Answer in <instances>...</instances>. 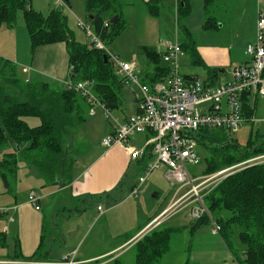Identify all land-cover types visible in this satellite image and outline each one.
I'll return each instance as SVG.
<instances>
[{"label":"crops","instance_id":"1","mask_svg":"<svg viewBox=\"0 0 264 264\" xmlns=\"http://www.w3.org/2000/svg\"><path fill=\"white\" fill-rule=\"evenodd\" d=\"M51 1L54 2V0ZM58 1L60 2L58 4L55 2V6L61 10L65 8L63 5L69 8L73 7L71 0V3L69 0ZM138 1L146 8L147 14L151 18H156L149 14L146 6L147 0ZM162 1L166 8H173L176 1V11L178 2L179 4L182 2L187 4L189 14L185 18L186 25L183 22L182 24L191 34L190 23L193 21L190 18L196 11L198 12V7H200L198 16L202 19L199 28L204 29L203 26L207 19V12L204 8L203 0H161V3ZM30 5L36 10L35 0H30ZM212 6L215 13L219 14V19L215 16H210L215 18L217 27L204 30L206 33L211 32L215 33V35L207 34L206 41L208 44H206L207 42H200L199 38L196 37V40H194V58L199 63H192V65L198 66V69L199 66H203L205 71H203L202 80H204L201 82L208 88H215L218 84L230 81L232 72L237 66L250 62V58L245 50L246 46L252 44L255 40L257 16L259 10L264 9V0H215L208 9ZM147 23L145 22L144 24ZM165 23L168 24V18L165 20ZM152 25L148 23L149 27H152ZM4 27L7 28L3 24L0 25V35L5 30ZM157 27L159 29V26ZM126 28L127 26L125 27L124 25V30ZM160 28L163 34H167L172 28V24L169 23L168 26H160ZM177 33L178 22L175 16V37ZM25 41L23 39L18 44V41L13 39L10 42L12 48L9 52L0 49V58L18 65L21 68L20 75L22 74L23 76H21V80L26 83L34 80V83L41 81L49 82L54 86L64 85L67 81L69 70L65 44L45 45L37 48L32 55L30 43L28 45L27 41ZM175 41L178 42L176 38ZM22 46L26 47L20 54ZM160 46L163 49L156 46L158 47L157 52L155 49L142 47L141 55L144 54L150 62L151 60L148 59L146 52H148L147 50H152L160 56L162 65L168 67L162 59V55L165 53H162L165 51L163 43H160ZM27 49L28 52L26 53ZM117 54L115 56L120 59L118 52ZM190 54L184 52L178 57V72L183 78L196 77L200 79L198 76L202 73L200 70L196 69L197 71H195L193 68L196 67L193 66L186 67V64L189 62L186 55L189 56ZM200 62L202 63L200 64ZM141 66L142 64L140 67H137V71L141 81L144 83V81L152 77L155 65H147L143 68ZM183 66L186 68L182 72L180 67L183 68ZM209 69L216 71V73H209ZM124 93L125 101L123 102L121 98V105L118 109L123 112L122 117L118 118L111 114L122 121L136 114L139 109V106H135L137 99L132 97L129 92ZM250 97L248 96V104L252 114L249 118L247 115L243 116L244 121L242 124L246 121H250L253 124H263L264 119L260 115L264 118V97L253 95V106L252 104L250 106ZM125 108L128 111L127 115L124 113ZM88 110L89 107L87 108V120L83 124L92 123L94 128L100 132L102 138H106L114 132V126L106 120L104 122L102 113L97 111L96 107L94 115H89ZM86 128L90 129L88 125ZM87 131L90 132V130ZM102 141H98L96 147L89 152L88 161L85 164L80 163L78 165V161L73 159L70 178L64 179L65 175H58L55 178V184H51L43 180L32 167L22 164L19 165L16 172L14 186L9 185V187H6L4 183H1L0 234L6 237L7 247L0 246V264H58L64 258L73 260L75 264H106L112 259L119 257L120 254L123 255V253L132 250L130 247L151 230L147 231L148 225L162 211L153 219L152 217L157 213L156 207H148L147 212H144L143 208H139L138 212L141 214V217L136 220L134 219V211L138 203L132 199L138 198L140 190H144V194H146L152 189H154V192L150 200L153 201V199L159 198V190L152 182L143 188L154 170L148 175L142 185H138V178L143 175L147 165L154 161V155L148 150L137 159L131 160L127 150L123 146L115 145L108 148L102 144ZM145 141V133L136 134L128 138V144L136 149L142 148ZM10 152V149H7L3 151V154ZM240 164L243 165L239 169L253 163L252 159H250ZM164 169L165 174L166 168L164 167ZM23 173L30 174L31 179H37L36 182H31L32 187ZM133 190H137L136 195H132ZM31 192L37 194L39 210H35L28 203V196ZM174 195L175 191L170 201ZM56 197L62 200L51 206L52 199ZM103 203L106 204L105 207L102 206ZM44 204L48 206L45 209L42 207ZM77 204H80L83 208L79 209ZM98 207H100V210H98ZM192 207L193 204L189 208H185L179 213L165 218L163 222L168 223L172 218L178 216L177 218L180 217L178 220L181 224V226L178 225L180 229L193 227L197 219L190 216L189 209ZM58 208L65 209L67 212L65 216L60 217V224L55 222L56 216L60 215V212L57 211ZM119 208L120 210L114 213ZM129 212L130 216H128ZM110 213L111 215L109 216ZM115 215L117 217H114ZM112 218L113 222L111 221ZM98 222L107 226L108 233L106 230L99 231V228L95 241L91 242L90 235L96 230ZM114 222L118 224L121 222L122 229H119L120 225L110 230L108 226L114 224ZM46 223L48 224L47 230L45 227ZM56 229L59 232V236L54 233ZM191 229L194 230L195 228ZM49 230L52 232L51 237L45 241V232H49ZM100 232H105L106 234L99 235ZM108 236L111 240H109Z\"/></svg>","mask_w":264,"mask_h":264},{"label":"trees","instance_id":"2","mask_svg":"<svg viewBox=\"0 0 264 264\" xmlns=\"http://www.w3.org/2000/svg\"><path fill=\"white\" fill-rule=\"evenodd\" d=\"M214 1L203 0L207 12L204 29L217 27L215 18L208 16V7ZM84 3L91 33L104 45L105 41H113L123 32L124 22L120 9L115 7L116 0H84ZM160 4L161 0H147L151 16L159 14ZM18 13L27 30L31 54L39 47L64 43L69 70L64 85L54 86L41 81L26 83L19 78L12 62L0 58V151H11L3 154L0 161V178L9 187V180L14 181L19 164L24 163L43 180L55 184L58 175L63 174L66 179L71 174V142L67 139L70 140L75 127L85 121L81 116L82 104L90 107L86 99L68 89L67 84L92 82L93 95L111 115V110L120 108L125 82L117 76L109 61L104 62L103 55L108 60L104 51L75 40L60 9H52L47 15H42L31 7L30 0H0V25L13 27ZM188 14L187 4L178 2L175 14L178 30L186 38V42H181L179 46L194 57L193 35L182 24ZM114 16L118 19L117 24L110 23ZM77 28L87 32L85 28ZM147 51L155 71L144 83L152 84L166 78L169 71L161 64L159 55L152 50ZM195 60L194 64H198ZM209 73L215 74L216 71L209 70ZM248 101V94H244L241 98L242 114L249 118L252 111ZM26 117L38 119L39 124L30 127ZM128 118L117 120L123 124ZM105 119L114 126V132L109 135L112 136L117 126L111 119ZM150 135L146 133V138ZM188 137L194 139L196 146H203L209 152L204 175L264 156V136L253 137L250 134L243 146L230 139L224 129H200L189 132ZM151 149L152 146H149L146 151ZM238 169L205 194L203 201L211 218L220 226L218 236L228 249L232 235H237L243 250L240 255L232 254L233 259L239 264H264V162L247 164ZM206 222L209 223V217L203 215L191 228H199ZM174 231L175 228L163 222L139 238L130 247L134 252V264H159L169 249ZM5 238L0 234L1 247H7ZM106 264H122V261L116 257Z\"/></svg>","mask_w":264,"mask_h":264},{"label":"built area","instance_id":"3","mask_svg":"<svg viewBox=\"0 0 264 264\" xmlns=\"http://www.w3.org/2000/svg\"><path fill=\"white\" fill-rule=\"evenodd\" d=\"M77 26L86 29L88 36L93 37L92 47L107 54L117 76L124 80L133 93L140 96L137 99L138 112L123 124L104 110L105 118L111 119L117 128L114 135L103 139L102 144L108 148L123 146L131 160L137 159L145 153L147 147L152 146L150 152L154 155V161L147 165L143 175L138 178V185H142L148 175L161 166L166 168L164 176L170 187H175V195L170 204L148 225L147 231L193 204L189 209L190 216L200 219L207 215L211 233L219 235L220 226L211 218L203 198L243 164L194 178L187 166L198 164L200 158L196 152V143L188 137V133L200 129H224L228 133H234L244 121L242 96L248 94L264 97V9L258 12L255 40L246 46L245 52L250 62L237 66L232 72L231 80L218 84L215 88L205 87L196 77L185 79L179 74L177 59L183 52L177 41L163 44L165 53L162 59L168 65L169 74L161 81L146 84L140 81L134 61H122L110 54L106 46L83 23L77 21ZM91 83H68L67 88L85 98L90 104L89 115H94L95 107L101 105L91 91ZM200 106L203 107L202 111ZM144 133L151 135L146 138L142 148L136 149L128 144L130 136ZM261 162H264V156L252 159L253 164ZM136 193L137 190H133L132 195ZM28 203L39 210L35 192L29 193ZM58 264L75 262L64 258Z\"/></svg>","mask_w":264,"mask_h":264},{"label":"rangeland","instance_id":"4","mask_svg":"<svg viewBox=\"0 0 264 264\" xmlns=\"http://www.w3.org/2000/svg\"><path fill=\"white\" fill-rule=\"evenodd\" d=\"M71 1L73 5L72 8H69L63 5L65 8H62L61 10L60 8L58 7L56 8L55 6V2L56 4L60 2L58 0H54V2H52L51 0H35L36 11H40L42 15H47L48 12L53 8L60 9L62 14L67 19L68 27L71 31V34L74 36L75 40L81 44H85L88 47H91L93 37L88 36L86 32L81 31L77 28V21H80L87 27V29H89L90 32H92L90 29V25L87 22L88 15L84 7L85 6L84 0H71ZM176 6H177V3L175 1L173 8L172 7L166 8L164 2L162 1L159 7L160 9L159 14L156 16V18H151L147 14L146 8L141 3H139L138 0H116L115 7L120 9L121 14H122V20L124 22L125 27L127 26V28L121 33L119 38H117L115 41L114 40L110 42L105 41L106 49L109 51L110 54H113V55H118L117 54L118 52L120 60L122 61H134L136 67H140L141 64H142L141 68L146 67L147 65H153L151 62L147 60L144 54L141 55L142 47H145V48L147 47V49H152V50L155 49V51L157 52L158 47H161L160 43L165 44L169 41L175 43L176 42L175 38L178 40L179 45L181 42H186V38L181 34L179 30L177 33L178 36L176 34V37H175V16L174 14L176 11ZM199 8L200 7H198V12L196 11L194 15L190 18L193 21L190 23V27L192 29V35H193L194 40H196V37H197L199 38L200 42L206 43L207 34L215 35V33H211V32L206 33L204 29L199 28L200 21L202 19L200 16H198ZM218 15L219 14L215 13L213 6H212L209 9L208 16H215L219 19ZM167 18H168V24L171 23L172 28L167 34H163V31L161 32L160 26H165V27L168 26V24L165 23V20ZM145 22L153 24L152 27H149L148 23L144 24ZM183 24L186 25L185 19L183 20ZM157 26H159V29ZM26 31L27 30L24 26V22L21 17V14L18 13L14 27L12 28L7 27L5 28L3 32H1L0 49L6 50L7 52H9L12 48V45L10 42L13 39H16L18 41V44H20V42L24 39V41L26 40L27 44L29 45V39L27 36L28 34L26 33ZM206 44H208V42ZM25 47L26 46L24 47L22 46L20 48V54L22 53V50L25 49ZM27 52H28V49L26 50V53ZM164 52L165 51H163L162 53ZM184 52L185 51H183V53ZM188 53L190 54V52ZM186 58L189 60V62L186 64V67L193 66V67H196V68H193L195 71L200 70L202 73L198 75L200 77L199 80L203 81L204 80V79L202 80L203 71H205L203 66H199V69H198V66L192 65V63L194 64L196 60L191 54L189 56L186 55ZM201 63L202 62H200V64ZM186 67L184 66L183 68L180 67V70L183 72L184 68ZM205 67H208V66H205ZM16 69H17L19 78L22 79L21 78L22 74L20 75L21 68L18 65H16ZM34 82L35 81L33 80L32 83ZM128 88H129L128 85H125L121 91V98L123 102L125 101L124 92L126 93L129 92L131 96L134 97L135 99L140 98L138 93H133ZM250 96H251L250 106L251 104L253 106L254 97L253 95H250ZM135 106H138L137 101H135ZM96 108H97V111H100L102 113V119L104 120V122H106L105 115H104V109L101 106H96ZM199 109L200 111H202L203 107L200 106ZM124 113L126 115L128 114V111L126 108L124 110ZM111 114L113 116L120 118L122 117L123 112L118 109H113L111 110ZM81 116L84 117L85 120H87V106L85 104H82ZM260 117L264 119L262 115H260ZM25 120L30 127H34L39 124L38 119L33 118V117H29V118L26 117ZM87 125L90 129L86 128ZM87 130H90V132H88ZM250 132H252L253 137L255 135L264 136V123L263 124L261 123L253 124L250 121H246L237 129L236 132L234 133L226 132V133H227V136L230 137V139H234L239 145L243 146L245 145L246 141H248L250 137ZM73 133L74 134L72 138L70 136V140L67 139V141L71 142V150H70L71 160L74 159L75 161H78V165L80 163L85 164L88 161L89 152L92 151L94 147H96V144L98 141L100 142L104 138L100 136V132L97 131L92 125V123L90 122L86 124L82 123L81 125L76 126ZM131 143L133 144L132 141ZM196 152L200 158L199 163L196 165L187 166L188 171L194 178L204 176L206 160L209 157V152L203 146H197ZM2 156H3V152L0 153V159L2 158ZM22 164L24 163H20L19 165H22ZM164 170H165L164 167H161V166L158 169L154 170V172L148 177L147 182L145 186L143 187L145 188L150 182H152L159 190L160 194H159L158 199H153V201L150 200L154 192V189L149 190L146 194H144V190L142 191L140 190L138 198L132 199L138 203L134 211L135 212L134 219L138 220V218L141 217V214L138 212L139 208H143L144 212H147L148 207L150 206L156 207L157 213L156 215L152 217L154 219L161 211H163L165 208L168 207L170 203V198L175 191V187L172 188L169 186V183L164 176ZM23 175L27 177V181L29 182V185L31 187H32L31 182L37 181V179H31L30 174L28 173H25V174L23 173ZM68 177L70 178L71 175H68ZM9 182H10V186H14L13 183L15 182V180L12 182V180L10 179ZM1 183L3 182L2 181L0 182V188H1ZM53 199L50 204L51 206L62 200L58 197H56L54 200ZM77 206L79 209L83 208L82 206H80V204H77ZM102 206L105 207L106 204L103 203ZM42 207L45 209L48 206L44 204ZM119 210L120 208L116 209L114 213H117ZM57 211L60 212V215L56 216L55 222L57 224H60V220H61L60 217L65 216L67 212L65 209L62 210V208H58ZM110 215L111 213L109 214V216ZM226 215L228 216V214H225V216ZM128 216H130V212ZM114 217H117V215H115ZM177 217L178 216L172 218L168 222V226L175 228V231L171 235V239L169 242V249L167 253L162 257L159 264H237L233 260L232 254L240 255V253L243 250V247L241 246L236 234L232 235L231 247L230 249H228L226 244L220 239L218 235L216 236L212 235L210 222L209 223L206 222L205 224H203L199 228H195L194 230L191 229L190 227L185 228V229L184 228L180 229L179 226H181V224L178 221L180 217L179 218ZM111 221L113 222V218L111 219ZM161 223H163V221ZM121 224H122L121 222H119V224L114 222V224H110L108 228L112 230L113 228H115L116 226H120ZM45 227L47 230L48 228L47 223ZM106 227H107L106 225L98 222L96 226V230L93 231L90 235L91 242L93 240L95 241V237H96V234L99 228H100L99 231L106 230V232L108 233V230L106 229ZM122 227L123 226L121 225L119 229H122ZM54 233L55 235L59 236V232L57 229L54 231ZM51 234L52 232L50 230L49 232L47 231L45 232V241L51 237ZM100 234H106V233L100 232L99 235ZM108 238L109 240H111L109 236ZM119 257H120V260L122 261V264H134V252L132 250H130L127 253H123V255L120 254Z\"/></svg>","mask_w":264,"mask_h":264},{"label":"water","instance_id":"5","mask_svg":"<svg viewBox=\"0 0 264 264\" xmlns=\"http://www.w3.org/2000/svg\"><path fill=\"white\" fill-rule=\"evenodd\" d=\"M65 1H67V0H65ZM117 22H118V19L115 16L110 20L111 24H117ZM103 60L105 63H107V61H108L105 55H103Z\"/></svg>","mask_w":264,"mask_h":264}]
</instances>
